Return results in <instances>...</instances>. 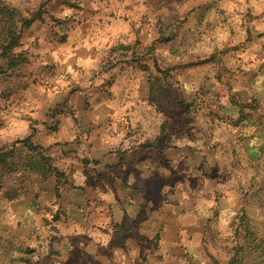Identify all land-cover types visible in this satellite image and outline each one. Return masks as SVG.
Instances as JSON below:
<instances>
[{"label": "rangeland", "instance_id": "rangeland-1", "mask_svg": "<svg viewBox=\"0 0 264 264\" xmlns=\"http://www.w3.org/2000/svg\"><path fill=\"white\" fill-rule=\"evenodd\" d=\"M181 1L192 9L170 11L161 35L167 43L186 35L198 55L165 60L194 69L188 96L205 107L194 127L219 129L217 140L199 143L207 154L191 156L215 174L211 184L182 193L218 210L212 220L228 227L231 243L229 259L188 253L181 264H264V0ZM77 4L0 0V150L12 152L0 164V264H144L154 252L126 254V240L138 238L126 233V201L110 204L93 144L72 126L80 105L65 89L63 45L65 5Z\"/></svg>", "mask_w": 264, "mask_h": 264}, {"label": "crops", "instance_id": "crops-1", "mask_svg": "<svg viewBox=\"0 0 264 264\" xmlns=\"http://www.w3.org/2000/svg\"><path fill=\"white\" fill-rule=\"evenodd\" d=\"M77 2V8L65 5L63 45L65 89L80 105L79 124L72 126L93 144L100 184L113 187L110 204L126 201V233L138 237L126 240V254L154 250L144 264H181L188 253L199 262L229 259L228 227L212 220L218 210L200 208L198 198L181 188L211 184L215 174L191 156L209 152L200 141L219 138V129L194 127V117L205 110L188 96L197 82L194 69L165 60L197 57V49H186V35L169 43L161 35L170 11L183 16L192 8L181 0ZM206 119L212 122L213 113ZM114 249L120 259L117 250L124 247Z\"/></svg>", "mask_w": 264, "mask_h": 264}, {"label": "trees", "instance_id": "trees-1", "mask_svg": "<svg viewBox=\"0 0 264 264\" xmlns=\"http://www.w3.org/2000/svg\"><path fill=\"white\" fill-rule=\"evenodd\" d=\"M37 17L34 16L32 17L31 19H28L26 22H25V25L29 26L31 25V23H33V21L36 19ZM12 155V152L9 153V152H6V151H1L0 150V164L4 163L6 164L7 163V160L9 158V156Z\"/></svg>", "mask_w": 264, "mask_h": 264}]
</instances>
